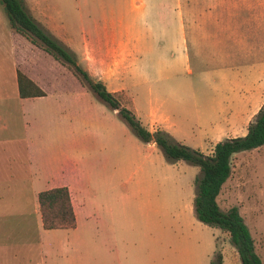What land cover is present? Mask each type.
<instances>
[{
    "label": "rangeland",
    "instance_id": "1",
    "mask_svg": "<svg viewBox=\"0 0 264 264\" xmlns=\"http://www.w3.org/2000/svg\"><path fill=\"white\" fill-rule=\"evenodd\" d=\"M195 1L204 0H23L75 65L16 33L0 1V241H20L21 264H218V254L240 264L228 234L196 218L200 168L140 140L76 68L149 131L204 154L245 135L251 121L209 120L210 106L195 103L187 69L200 61L178 43ZM17 70L46 96L20 98ZM72 170L82 182L76 227L43 229L37 194ZM217 202L238 208L264 264V144L232 155Z\"/></svg>",
    "mask_w": 264,
    "mask_h": 264
},
{
    "label": "trees",
    "instance_id": "2",
    "mask_svg": "<svg viewBox=\"0 0 264 264\" xmlns=\"http://www.w3.org/2000/svg\"><path fill=\"white\" fill-rule=\"evenodd\" d=\"M11 28L32 44L41 47L56 59L75 65L71 53L52 35L45 32L26 10L23 0H0ZM89 88L112 109H118L128 127L143 142L153 141L170 161L183 160L200 168L195 178L196 194L194 211L196 218L209 226L217 227L228 234L229 242L236 249L240 264H263L255 251L254 239L243 217L235 206L223 211L217 202L221 187L231 173V157L237 152L260 147L264 144V103L253 121L249 122L243 136L230 137L217 142L211 154L186 146L173 139L164 130L149 131L141 124L135 113L123 106L99 80L90 78L87 71L76 67ZM17 91L20 98L46 95L45 91L26 73L16 71ZM43 229H71L76 226L72 198L67 186H55L37 194ZM217 263L221 264L218 254ZM211 264H216L212 260Z\"/></svg>",
    "mask_w": 264,
    "mask_h": 264
},
{
    "label": "crops",
    "instance_id": "3",
    "mask_svg": "<svg viewBox=\"0 0 264 264\" xmlns=\"http://www.w3.org/2000/svg\"><path fill=\"white\" fill-rule=\"evenodd\" d=\"M189 15L188 41L180 17L178 43L185 60L200 61L195 70L187 69L192 94L199 97L195 103L210 106L209 120L252 121L264 103V0L195 1ZM52 182L67 186L70 194L72 187L79 196L82 182L75 170ZM79 199L72 198L76 222L83 207ZM7 240L0 241V264H21L20 241Z\"/></svg>",
    "mask_w": 264,
    "mask_h": 264
}]
</instances>
